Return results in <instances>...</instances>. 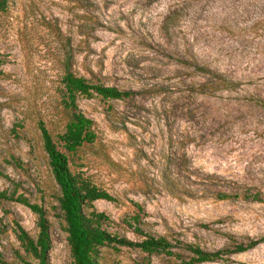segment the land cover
Masks as SVG:
<instances>
[{
  "label": "rangeland",
  "instance_id": "obj_1",
  "mask_svg": "<svg viewBox=\"0 0 264 264\" xmlns=\"http://www.w3.org/2000/svg\"><path fill=\"white\" fill-rule=\"evenodd\" d=\"M64 58L76 75L131 90L119 99L76 98L95 139L69 154L68 164L115 198L88 208L108 217L102 226L139 240L123 221L137 212L143 231L208 251L262 238L197 264H264V0H7L0 13V190L45 208L47 264H71L37 128L41 121L54 136L67 120ZM202 68L232 86L219 89ZM168 168L191 197L164 189ZM218 191L231 197L215 199ZM35 220L26 206L0 199L5 261L22 264L18 252L36 264L15 235L17 223L34 237ZM99 250L103 264L175 261L115 243Z\"/></svg>",
  "mask_w": 264,
  "mask_h": 264
},
{
  "label": "trees",
  "instance_id": "obj_2",
  "mask_svg": "<svg viewBox=\"0 0 264 264\" xmlns=\"http://www.w3.org/2000/svg\"><path fill=\"white\" fill-rule=\"evenodd\" d=\"M6 7L7 0H0V13L5 11ZM202 72L208 73L211 78L210 83H215L219 89L232 86V82L219 74L203 68ZM209 81L199 83L197 90L203 92ZM60 83L62 85L61 103L63 108L68 111L63 130L52 136L41 121L38 122L37 128L50 174L57 186V204L51 208L56 209V216L63 221V230L66 234L65 240L71 264H103L100 261L99 248L110 243L133 246L148 255L162 253L175 260L166 264H197L229 253L244 251L262 240V238H251L246 242L235 243L233 248H221L214 251L203 250L191 243L182 242L178 239L170 241L165 236L153 235L143 231L137 212L123 221L126 225L132 227V231L136 235L141 237L139 240H129L108 232L102 226L108 217L103 212L88 208L91 207L94 200L114 201L115 198L80 174L71 172L68 164L69 154H73L80 146L90 144L95 139L92 120L79 111L76 98L79 96L89 98L96 95L103 99H119L130 96L131 90H121L113 85L92 82L88 78L76 75L69 69L68 58H64L63 61ZM258 102L264 105V101L259 100ZM0 175H2L1 170ZM188 175L190 173L186 171L185 177H188ZM162 177L164 179L163 187L171 195L175 197L192 196V188L170 173L169 168L164 170ZM213 196L218 200L231 197L229 193L224 191L215 192ZM250 197L252 200L262 201L257 193L251 194ZM0 199L18 202L26 206L35 215V236H30L17 223H15V235L25 255L36 260V264H47L51 240L45 208L40 204L30 202L28 198L20 193L15 195L14 189L12 191L0 190ZM134 205L137 210H140L137 204ZM176 248L187 251L189 255L184 257ZM16 257L22 264H30L18 252H16ZM0 264L12 263L5 261L0 254ZM110 264L124 263L114 261ZM140 264L151 263L144 261Z\"/></svg>",
  "mask_w": 264,
  "mask_h": 264
}]
</instances>
